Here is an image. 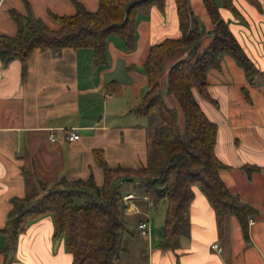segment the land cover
<instances>
[{
	"label": "crops",
	"instance_id": "obj_1",
	"mask_svg": "<svg viewBox=\"0 0 264 264\" xmlns=\"http://www.w3.org/2000/svg\"><path fill=\"white\" fill-rule=\"evenodd\" d=\"M78 1L89 10L99 5V0ZM190 1L195 13L211 27L202 0ZM234 2L242 16L224 7L222 14L263 75L251 84L244 68L226 53L221 66L208 73L209 92L218 105L196 95L207 116L218 124L216 154L231 166L221 170V177L233 193L258 211L249 223L248 237L234 214L228 216L220 234L215 210L195 187L190 233L182 236L181 246L174 251L159 246L167 199L158 208L147 205L145 196L128 199L127 215L134 234L127 237L144 245L147 264H264V0H259L260 7L248 0ZM25 6L52 28L59 26L52 12L76 11L75 0H27ZM11 8L26 12L23 0H0V34L17 32ZM179 34L175 1L167 0L164 9L154 6L149 13L138 15L133 49L128 50L120 36L109 37L105 63L94 62L91 47H66L60 55L36 49L28 60L27 78L22 80L21 60L5 63L0 58V228L7 221L10 198L43 193L41 182L50 185L62 177L93 174L96 183L102 184L103 170L95 161L94 148H102L112 166L139 167L146 162L147 143L157 136L159 119L133 110L147 90L143 63L152 44ZM208 38L203 37V44ZM172 64L165 67V88ZM112 80L122 84L120 92L107 90ZM69 128L77 129V140L64 137ZM52 132L58 140H51ZM246 164L260 169L249 176ZM129 185L128 192L133 193ZM140 217L150 224L146 234L138 227ZM7 241L8 233L0 230V264H75L64 237L55 235L51 214L30 221L12 250H5ZM213 243L222 250L212 248Z\"/></svg>",
	"mask_w": 264,
	"mask_h": 264
},
{
	"label": "trees",
	"instance_id": "obj_2",
	"mask_svg": "<svg viewBox=\"0 0 264 264\" xmlns=\"http://www.w3.org/2000/svg\"><path fill=\"white\" fill-rule=\"evenodd\" d=\"M166 1L99 0L97 9L89 10L75 0L74 13H51L59 23L57 28L50 27L30 10L22 12L11 8L17 32L0 34V58L5 63L20 59L22 80L27 78L28 60L36 49H50L60 55L66 47H91L94 62L105 63L109 37L118 35L128 50L133 49L138 15L149 13L154 6L164 9ZM174 1L180 34L165 37L150 46L143 63L147 90L133 107L137 114H155L159 119L158 134L147 143L146 162L139 167L112 166L104 150L94 148L95 161L103 170L102 184L96 183L93 174L88 178L62 177L50 185L41 182L43 193L12 196L7 221L0 228L8 233L5 250L13 249L18 235L26 230L30 221L51 214L55 235L64 237L66 250L75 264H117L126 250L122 243L124 235L134 234L125 198L131 183L140 193H130L129 199L145 196L146 204L153 208L167 199L159 243L164 250L175 251L181 246L182 236L190 233V207L195 187L204 193L215 210L221 233L228 216L234 214L248 237L250 218L258 210L233 193L221 177V170L231 166L216 154L218 124L202 109L196 92L218 105V100L209 92L208 73L221 66L226 53L233 55L244 68L251 84H257L263 74L222 14L224 7L231 9L235 16H242L234 0H202L212 24L209 28L195 13L190 0ZM248 1L260 7L259 0ZM205 35L209 38L203 44ZM178 49L187 50V55L169 67L167 86L163 89L165 62ZM106 87L115 93L123 88L117 80L110 81ZM165 90L173 93L179 102L183 127L179 123V110L168 104ZM244 168L249 176L260 169L251 164ZM77 196L84 197L82 203H77ZM138 221H142L141 217Z\"/></svg>",
	"mask_w": 264,
	"mask_h": 264
},
{
	"label": "rangeland",
	"instance_id": "obj_3",
	"mask_svg": "<svg viewBox=\"0 0 264 264\" xmlns=\"http://www.w3.org/2000/svg\"><path fill=\"white\" fill-rule=\"evenodd\" d=\"M26 1L27 0H23V7H24L25 11L28 10L27 9L28 7L25 6ZM187 52H188L187 50L178 49V50L174 51L167 58L165 65H164L162 79L165 78V73H164L165 67L169 66V64H172L176 60L181 58L180 56L184 57L185 55H182V54H184V53L187 54ZM163 89H166L164 83H163ZM164 96H165V98H166V100L170 106H176L178 108V110H179V123L183 127L184 126V118H183V114H182V111H181L179 105L176 104V101H177L176 96L173 93L167 92L166 90L164 91ZM129 186H130L129 189L133 188V189H135L134 191H136V192L140 191L139 188H138L139 191L136 189L135 184H133V183H131ZM83 200H84L83 196H77L76 197L77 203H82ZM129 219H131V218L129 217ZM132 224H133V222H132V220H130V226L131 227H133ZM220 234H221V232H220ZM122 243H123L124 247L126 246L129 249V252L128 253L123 252L122 258H121V260H119L117 262V264H147V261L145 260V255H144L145 247L142 243H140L137 239L134 240L131 237L128 238L127 234L124 235V239H123Z\"/></svg>",
	"mask_w": 264,
	"mask_h": 264
},
{
	"label": "built area",
	"instance_id": "obj_4",
	"mask_svg": "<svg viewBox=\"0 0 264 264\" xmlns=\"http://www.w3.org/2000/svg\"><path fill=\"white\" fill-rule=\"evenodd\" d=\"M64 137L68 141H75V140H77L80 137V134L78 133L76 128H69V129L65 130ZM50 138L53 141L58 140V136L54 132H52L50 134ZM131 196H132V194L129 193V194L125 195V198L129 199ZM251 220H252V218H250V221ZM138 227H139V229H140L142 234H146L149 231L150 224H149V222L147 220H142V221L139 222ZM212 248H214V249H216L218 251L222 250L221 246L218 243H213L212 244Z\"/></svg>",
	"mask_w": 264,
	"mask_h": 264
}]
</instances>
